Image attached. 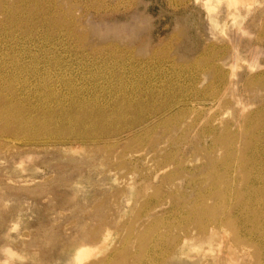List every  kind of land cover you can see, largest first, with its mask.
<instances>
[{
    "label": "rangeland",
    "instance_id": "1",
    "mask_svg": "<svg viewBox=\"0 0 264 264\" xmlns=\"http://www.w3.org/2000/svg\"><path fill=\"white\" fill-rule=\"evenodd\" d=\"M4 1L0 264H264V202L231 205L264 163V0ZM123 100L142 131L73 137Z\"/></svg>",
    "mask_w": 264,
    "mask_h": 264
},
{
    "label": "bare ground",
    "instance_id": "2",
    "mask_svg": "<svg viewBox=\"0 0 264 264\" xmlns=\"http://www.w3.org/2000/svg\"><path fill=\"white\" fill-rule=\"evenodd\" d=\"M217 1V0H216ZM219 1V0H218ZM224 2L225 6L229 12L231 13V5L234 4L236 2V0H222ZM240 1V0H239ZM245 1V0H242ZM247 1V0H246ZM238 2V1H237ZM215 3V2H214ZM5 4L4 0H0V11L3 14V17L5 19V21L12 23L13 21H15V14H10L9 13H5L4 10V6ZM214 5V4H213ZM212 8H214L213 6H211ZM217 7V6H216ZM12 8V6H11ZM14 10V9H13ZM226 10V9H225ZM12 12V10H11ZM225 12V11H224ZM224 14V13H223ZM2 18V17H1ZM217 18V17H215ZM219 23V22H218ZM217 24V22H216ZM218 25V24H217ZM223 26V25H221ZM6 35V34H5ZM252 77V76H251ZM254 79V78H253ZM252 79V80H253ZM256 80V79H255ZM28 87V84H27ZM24 89V88H23ZM130 96V95H129ZM116 100V99H115ZM124 101V100H123ZM135 101V100H134ZM111 102V101H110ZM115 102V101H113ZM7 103V102H6ZM5 103V104H6ZM9 104V103H7ZM120 107H116L115 109L113 108V110L111 112H105L104 110L102 111H97L96 113H91V112H87L85 111L83 114H78L76 116H74L73 118L69 119L68 123L70 122L71 125H73L72 131L74 133L75 138H81V139H88V140H92V141H98L101 140L103 138H107V137H112V136H116V135H121L124 132L127 133H136L139 130H143L144 129V122L149 118V117H154L152 115L155 114H151L147 117H142L143 115H140V113H137L142 107H143V103L141 100L136 101V102H122L119 103ZM118 104V105H119ZM150 104V103H149ZM109 105V104H108ZM85 106H87L85 104ZM149 106V105H148ZM261 108V107H260ZM89 109V108H88ZM157 111V110H156ZM160 111V109H159ZM153 112V110H152ZM11 113V112H10ZM179 113V112H178ZM255 113V111H254ZM74 115V114H73ZM262 115V114H261ZM7 117V114L5 113V111L0 109V118H5ZM19 119V118H18ZM251 119V118H250ZM164 121V120H163ZM166 121V120H165ZM211 121V120H210ZM21 123V122H20ZM156 123V122H155ZM195 123V122H194ZM108 124V125H107ZM170 124V122H169ZM172 124V123H171ZM258 124V123H257ZM110 125V126H109ZM118 125V126H117ZM228 125V124H227ZM252 125V124H251ZM262 126L263 123L261 124ZM260 125V126H261ZM115 126H117L115 128ZM148 126V125H147ZM230 126V125H229ZM113 127V128H112ZM151 127V126H150ZM168 127V126H167ZM112 128V129H111ZM115 128V129H114ZM149 128V127H148ZM252 129L256 128L253 126H251ZM261 128V127H260ZM0 129L3 130H7L4 127H0ZM262 129V128H261ZM66 130V129H65ZM141 130V131H142ZM169 130V129H168ZM210 130V129H209ZM9 131L11 133L16 132L14 129L11 130L9 129ZM71 131V132H72ZM150 132V131H149ZM145 133V132H142ZM260 134V133H259ZM258 136H261L259 135ZM123 135V134H122ZM133 135V134H132ZM137 134H135L134 136H136ZM141 135V134H140ZM254 135V134H253ZM217 136V135H215ZM257 137V136H256ZM125 138V137H123ZM218 138V137H217ZM248 138V137H247ZM219 140L221 138H218ZM253 140V139H252ZM119 141V140H118ZM229 141V140H228ZM251 141V140H250ZM111 142V141H110ZM219 143V142H218ZM204 144V143H203ZM230 144V143H228ZM232 144V143H231ZM217 145V144H216ZM229 147V146H228ZM232 147V146H231ZM255 148V147H254ZM262 148V147H261ZM252 150V149H251ZM259 150V149H258ZM255 151V150H254ZM263 151V150H262ZM138 152V151H137ZM237 152V151H236ZM247 153V152H246ZM254 153V152H253ZM227 154V153H226ZM256 154V153H255ZM245 156V154H243ZM250 155V154H249ZM248 155V157H249ZM257 155V154H256ZM225 156V154H224ZM243 156V158H244ZM234 157V156H233ZM226 158V156H225ZM246 158V157H245ZM133 159V158H132ZM166 159V158H164ZM247 159V158H246ZM229 160V157H228ZM242 160V159H241ZM244 160V159H243ZM226 161V160H225ZM219 163V162H218ZM240 163V162H239ZM224 164V163H222ZM227 164V162H226ZM217 167V166H216ZM219 167V166H218ZM227 168V167H226ZM165 170V168H164ZM217 170V169H216ZM242 170H244V176L246 179L242 180L241 186L240 187H233L232 192L233 194H242L244 197H242V201L238 202H232V211L233 210H239L240 212L243 213H253L255 211H258L261 208H263V202H264V198H262V196H260L259 194L264 193V163L261 162V160H259V157H252L251 159L245 160V163L242 161ZM215 171V170H214ZM229 171V170H228ZM216 172V171H215ZM230 173V172H229ZM232 173V170H231ZM241 173V172H240ZM218 174V173H217ZM224 174V173H223ZM222 175V173H221ZM218 176V175H217ZM226 176V175H224ZM223 176V177H224ZM215 181V180H213ZM214 183V182H213ZM240 183V182H239ZM231 184V183H230ZM219 185V184H218ZM239 186V185H238ZM217 187V186H215ZM214 189V188H213ZM227 190V189H226ZM230 194V191H228ZM224 193H227V191L225 190H218V193H216V195L222 199L225 198L223 197ZM231 194L229 195V198ZM209 197V196H208ZM233 198V197H232ZM226 199V198H225ZM209 200V198H208ZM198 201V200H196ZM225 201V200H224ZM233 201V200H232ZM263 201V202H262ZM219 202V201H218ZM225 204V202H224ZM229 205V204H228ZM237 206V207H235ZM228 207V206H227ZM228 210V209H227ZM263 210V209H262ZM259 212V211H258ZM193 213V212H192ZM222 214V213H221ZM230 215V214H229ZM193 217V216H192ZM225 218V217H224ZM182 219V218H181ZM189 219V218H188ZM177 220V219H176ZM223 220V219H222ZM184 221V219H183ZM204 223V222H203ZM234 224L237 223L236 226H240L238 224V222H233ZM182 224V223H181ZM219 225V224H218ZM219 227V226H218ZM198 232H205V226L198 222ZM239 228V227H238ZM237 227L234 229H238ZM211 229H215L214 227L211 226ZM223 230V229H222ZM221 230V231H222ZM194 231V230H193ZM105 232V231H104ZM108 230L104 233L107 234L105 236H108ZM239 232V230L237 231ZM109 234L111 235V233L109 232ZM109 235V236H110ZM108 236V237H109ZM154 236V235H153ZM194 236V235H193ZM102 237V236H101ZM106 238V237H104ZM184 238V237H183ZM187 239V236L184 238V240L181 241V243H186L185 240ZM153 240V239H152ZM208 240V238H207ZM206 240V242H207ZM180 242V241H179ZM109 244V243H108ZM149 244V243H148ZM80 245V244H79ZM82 246V245H81ZM78 247L76 246V249ZM80 248V247H79ZM78 248V249H79ZM180 248V247H179ZM75 249V250H76ZM77 249V250H78ZM201 249V248H200ZM166 250V249H165ZM80 253L77 256L73 255V264H79L78 262L84 257L90 254L91 252V247L90 246H82L80 250H78ZM76 252V251H75ZM165 253V252H164ZM77 254V252H76ZM119 257V256H118ZM164 257V256H163ZM166 257V256H165ZM80 259V260H79ZM142 261V260H141ZM159 261V260H157ZM156 262V261H155ZM154 262V263H155ZM152 263V262H151ZM153 263V264H154ZM142 264V263H141Z\"/></svg>",
    "mask_w": 264,
    "mask_h": 264
}]
</instances>
